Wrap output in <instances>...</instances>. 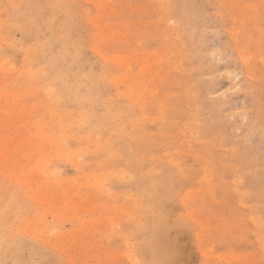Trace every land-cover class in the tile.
I'll return each mask as SVG.
<instances>
[{
  "label": "rangeland",
  "instance_id": "obj_1",
  "mask_svg": "<svg viewBox=\"0 0 264 264\" xmlns=\"http://www.w3.org/2000/svg\"><path fill=\"white\" fill-rule=\"evenodd\" d=\"M0 63V264H264V0H0Z\"/></svg>",
  "mask_w": 264,
  "mask_h": 264
},
{
  "label": "bare ground",
  "instance_id": "obj_2",
  "mask_svg": "<svg viewBox=\"0 0 264 264\" xmlns=\"http://www.w3.org/2000/svg\"><path fill=\"white\" fill-rule=\"evenodd\" d=\"M12 1H13V0H12ZM237 2H238V1H237ZM13 4H14V3H13ZM180 8H181V7H180ZM247 10H248V9H247ZM82 11H84V10H82ZM82 11H81V12H82ZM225 12H226V11H225ZM84 14H85V13H84ZM93 17L96 18L97 16H93ZM97 19H98V18H97ZM97 19H96L95 21H97ZM188 26H189V25H188ZM163 27H164V26H163ZM99 30H100V28H98L97 31H99ZM103 31H104V29H103ZM103 31H102V33H103ZM185 32H186V31H185ZM100 33H101V32H100ZM177 34H178V33H177ZM186 35H187V34H186ZM92 37H93V36H92ZM163 38H164V37H163ZM178 38H179V37H178ZM90 39H91V38H90ZM175 39H176V38H175ZM45 40H46V39H45ZM45 40H44V41H45ZM141 40H142V39H141ZM46 41H47V40H46ZM100 41H101V40H100ZM100 41H99V42H100ZM177 42H178V41H177ZM91 44H92V43H91ZM38 47H39V46H38ZM134 47H135V46H134ZM139 47H140V46H139ZM35 48H36V47H35ZM35 48H34V49H35ZM95 48H96V47H95ZM98 48H99V47H98ZM96 49H97V48H96ZM37 50H38V49H37ZM37 50H36V51H37ZM97 50H98V49H97ZM218 50H219V49H218ZM189 51H190V50H189ZM101 55H102V54H101ZM136 55H137V54H136ZM141 55H142V54H141ZM104 56H105V55H104ZM218 56H219V55H218ZM166 57H167V56H166ZM106 58L108 59L107 56H106ZM122 59H123V58H122ZM260 59H261V58H260ZM260 59H259V60H260ZM262 60H263V59H262ZM105 62H106V61H105ZM110 62H112V61H110ZM106 63H107V62H106ZM108 63H109V62H108ZM0 64H1V63H0ZM104 64H105V63H104ZM255 64H256V63H255ZM260 65H261V64H260ZM258 66H259V65H258ZM4 68H5V67H4ZM4 70H5V69H4ZM4 70H3V71H4ZM6 70H7V69H6ZM6 70H5V71H6ZM62 71H63V70H62ZM38 72H39V71H38ZM24 73L26 74V72H24ZM36 73H37V72H36ZM61 73H62V72H61ZM25 74H24V75H25ZM38 74H40V73H38ZM38 74H37V75H38ZM20 76H21V75H20ZM38 76H39V75H38ZM68 76H69V75H68ZM112 76H113V75H112ZM29 77H31V76H29ZM33 77H35V76L33 75ZM36 77H37V76H36ZM19 78H20V77H19ZM106 78H108V77H106ZM106 78H105V79H106ZM109 78H111V77H109ZM113 78H114V77H113ZM205 78H206V76H205ZM27 79H28V78H27ZM30 79H31V78H30ZM34 79H36V78H34ZM65 79H66V78H65ZM262 79H263V78H262ZM66 80H67V79H66ZM106 80H107V79H106ZM28 81H30V80H28ZM161 81H162V80H161ZM203 81H204V80H203ZM31 82H32V81L28 82L27 84H28V85H31V84L33 83V82H32V83H31ZM39 82H40V81H39ZM62 82H63V81H62ZM29 83H31V84H29ZM35 83H38V82H35ZM85 83H87V82H85ZM63 84H64V82H63ZM28 85H27V86H28ZM33 85H34V83H33ZM33 85H32V86H33ZM197 85H198V84H197ZM34 86H35V85H34ZM46 86H47V85H46ZM1 87H2V86H1ZM43 87H44V86H43ZM43 87H42V89H43ZM34 88H35V87H33V91H34ZM44 88H45V87H44ZM1 89H2V88H1ZM39 89H41V88H39ZM25 90H26V89H25ZM28 90H30L29 87H28ZM28 90H27V91H28ZM126 90H127V89H126ZM33 91H32V92H33ZM41 91H42V90H41ZM43 91H44V89H43ZM45 91H47V89H46ZM30 92H31V90H30ZM128 92H129V91H128ZM207 92H208V91H207ZM33 93H34V92H33ZM37 94H39V93H37ZM48 94H49V93H48ZM24 95H25V94H24ZM28 95H30V93H28ZM32 95H33V94H32ZM35 96H36V95H35ZM49 96H50V95H49ZM27 97H28V96H27ZM76 97H77V96H76ZM76 97H75V98H76ZM50 98H51V96L49 97V99H50ZM212 98H213V97H212ZM195 99H196V98H195ZM59 100H60V99H59ZM200 103H201V102H200ZM42 104H43V103H42ZM52 104H53V103H52ZM49 105H50V104H49ZM56 105H57V104H56V102H55V106H56ZM40 106H41V105H40ZM42 106H43V105H42ZM42 106H41V108H42ZM55 106H54V107H55ZM57 106H58V105H57ZM57 106H56V107H57ZM115 106H116V105H115ZM50 107H52V106H50ZM36 108H37V107H36ZM57 108H58V107H57ZM117 108H118V107H117ZM180 108H181V107H180ZM201 108H202V107H201ZM39 109H40V107H39ZM44 109H45V108H44ZM46 109H47V108H46ZM49 109H50V108H49ZM55 109H56V108H55ZM56 110H57V109H56ZM24 111H25V110L23 109V112H24ZM26 111H27V109H26ZM43 111H44V110H43ZM51 111H52V110H51ZM62 111H63V110H62ZM122 111H124V110H122ZM122 111H121V112H122ZM125 111H126V110H125ZM125 111H124V112H125ZM21 112H22V110H21ZM52 112H53V111H52ZM55 112H56V111H55ZM57 112H59V114H60L61 110H60V111L58 110ZM57 112H56V113H57ZM64 112H65V111H64ZM68 112H69V111H68ZM197 112H198V111H197ZM44 113H45V112H44ZM53 113H54V112H53ZM65 113H66V112H65ZM89 113H90V112H89ZM29 114H30V113H29ZM50 114H51V113H50ZM206 114H207V113H206ZM64 115H65V114H64ZM77 115H78V114H77ZM81 115H82V114H81ZM81 115H80V116H81ZM83 115H85V114L83 113ZM83 115H82V117H83ZM163 115H164V114H163ZM20 116H21V115H20ZM31 116H32V115H31ZM33 116H35V115H33ZM37 116L39 117L38 114H37ZM51 116H52V115H51ZM54 116H56V115L54 114ZM59 116H60V115H59ZM68 116H69V115H68ZM80 116H79V119H80ZM63 117H64V116H63ZM69 117H71V116H69ZM36 118H37V117H36ZM41 118H42V117H41ZM41 118H40V119H41ZM44 118H45V117H44ZM44 118H43V119H44ZM56 118H57V117H56ZM58 118H59V117H58ZM58 118H57V119H58ZM64 118H65V117H64ZM66 118H67V116H66ZM84 118H85V117H84ZM170 118H171V117H170ZM23 119H24V118L22 117V120H23ZM40 119H38V120H40ZM43 119H41V122H43ZM50 119H51V117H50ZM53 119H54V118H53ZM223 119H224V118H223ZM9 120H10V119H9ZM11 120H14V119L11 118ZM38 120H37V121H38ZM55 120H56V119H55ZM55 120H54V121H55ZM63 120H64V119H63ZM66 120H67V119H66ZM72 120H74V119H72ZM83 120H84V119H83ZM15 121H16V120H14V122H15ZM35 121H36V120H35ZM54 121H52V122H54ZM75 121H77V119H76ZM85 121H86V120H85ZM14 122H13V124H14ZM27 122H28V121H27ZM29 122H30V121H29ZM38 122H39V121H38ZM41 122H39V123H41ZM62 122H64V121H62ZM62 122H61V123H62ZM142 122H144V121H142ZM11 123H12V122H11ZM30 123H33V121L30 122ZM34 123L36 124V122H34ZM71 123H72V122H71ZM82 123H84V121H82ZM82 123H81V125H82ZM86 123H87V122H86ZM252 123H253V122H252ZM5 124H6V123H5ZM23 124H25V123H22V125H23ZM28 124H29V123H28ZM44 124H45V123H44ZM44 124H42V126H43ZM47 124H48V123H47ZM62 124H64V123H62ZM191 124H192V123H191ZM14 125H15V124H14ZM33 125H34V124H33ZM65 125H66V124H65ZM177 125H178V124H177ZM6 126H8V125H6ZM11 126H12V125H11ZM11 126H10V127L8 126V127L11 128ZM23 126H24V125H23ZM30 126H32V125H30ZM36 126H38V124H36ZM84 126H85V125H84ZM84 126H83V127H84ZM234 126H235V125H234ZM14 127H16V126H14ZM18 127H20V126H18ZM33 127H34V126H33ZM65 127H66V126H65ZM65 127H64V128H65ZM85 127H86V126H85ZM30 128H31V127H29V129H30ZM36 128H38V127H36ZM47 128H48V127H47ZM57 128H58V127H57ZM69 128H70V127H69ZM74 128H76V127H74ZM74 128H73V129H74ZM80 128H81V127H80ZM6 129H7V128H6ZM19 129H20V128H19ZM27 129H28V127H27ZM65 129H67V127H66ZM71 129H72V128H71ZM237 129H238V128H237ZM4 130H5V129H4ZM39 130H40V129H39ZM63 130H64V129H62V131H63ZM15 131H16V130H15ZM21 131H23V130L21 129ZM28 131H29V130H28ZM50 131H51V130H50ZM67 131H68V130H67ZM68 132H69V131H68ZM68 132H67V133H68ZM93 132H95V130H94ZM233 132H234V131H233ZM233 132H232V133H233ZM16 133H17V132H16ZM30 133H31V132H30ZM38 133H39V132H38ZM58 133H59V132H58ZM58 133H57V134H58ZM204 133H205V132H204ZM11 134H13V133H11ZM27 134H28V133H27ZM27 134H26V137H27ZM52 134H53V132H52ZM91 134H92V133H91ZM94 134H95V133H93V135H94ZM97 134H98V133H97ZM38 135H40V134H38ZM45 135H46V134H44V136H45ZM50 135H51V134H49V136H50ZM59 135H60V134H59ZM72 135H74V134H72ZM24 136H25V135H24ZM24 136H23V137H24ZM51 136L54 137L53 135H51ZM51 136H50V137H51ZM64 136H66V135H64ZM228 136H230V135H228ZM9 137H10V136H9ZM15 137H16V136H15ZM19 137H20V136H19ZM19 137H18L17 139H19ZM23 137H22L21 139H23ZM52 137H51V138H52ZM58 137H59V136H58ZM60 137H61V136H60ZM60 137H59V139H60ZM66 137H67V136H66ZM83 137H84V136H83ZM116 137H117V136H116ZM230 137H231V136H230ZM5 138H6V137H5ZM12 138H13V137H12ZM39 138H40V137H39ZM45 138H46V136H45ZM48 138H49V137H48ZM63 138H64V137H63ZM69 138H70V136H69ZM74 138H75V136H74ZM90 138H92V137H90ZM7 139H8V137H7ZM10 139H11V137H10ZM21 139H19V140H21ZM25 139H26V138H25ZM85 139H86V138H85ZM23 140H24V139H23ZM37 140H38V139H37ZM48 140L52 141L51 139H48ZM48 140H47V141H48ZM56 140H57V139H56ZM61 140H66V138H65V139H61ZM74 140H75V139H74ZM77 140H78V139H77ZM95 140H96V139H95ZM106 140H107V139H106ZM106 140H105L104 142H106ZM108 140H110V139H108ZM8 141H10V140L8 139ZM27 141H28V140H27ZM34 141H35V140H34ZM38 141H39V140H38ZM42 141H43V140H42ZM47 141H46V142H47ZM59 141H60V140H59ZM66 141H67V140H66ZM79 141H80V140H79ZM83 141H84V140H83ZM111 142H112V141H111ZM47 143H48V142H47ZM51 143H52V142H51ZM53 143H54V142H53ZM55 143H56V142H55ZM89 143H90V142H89ZM91 143H92V142H91ZM97 143H98V142H97ZM23 144H24V146L26 145L25 143H23ZM32 144H33V143H32ZM32 144H31V145H32ZM48 144H49V143H48ZM57 144H58V143H57ZM87 144H88V142H87ZM101 144H102V143H101ZM28 145H30V144H27V146H28ZM33 145H34V144H33ZM44 145H45V144H44ZM60 145H61V143H60ZM64 145H65V144H64V142H63V145H62V146H64ZM88 145H89V144H88ZM93 145H94V144H92L91 146L93 147ZM97 145H98V144H97ZM103 145H104V144H103ZM166 145H167V144H166ZM18 146H19V145H18ZM40 146H41V145H40ZM107 146H108V144H107ZM21 147H23V146H21ZM41 147H42V149H43V145H42ZM95 147H96V146H95ZM102 147H103V146H102ZM102 147H101V148H102ZM19 148H20V147H19ZM39 148H40V147H39ZM47 148L50 149L48 146H47ZM47 148H46V149H47ZM57 148H58V146H57ZM63 148H66V147H62L61 149H63ZM83 148H84V147H83ZM23 149H24V148H23ZM66 149H67V148H66ZM66 149H65V150H66ZM78 149H79V148H78ZM97 149H98V148H97ZM110 149H114V148H110ZM144 149H145V148H144ZM195 149H196V148H195ZM20 150L22 151V149H20ZM37 150H38V149H37ZM54 150H55V149H54ZM56 150H59V148L56 149ZM86 150H88V149H86ZM18 151H19V150H18ZM32 151H33V150H32ZM35 151H36V150H35ZM41 151H42V150H41ZM44 151H45V150H44ZM78 151H80V150H78ZM81 151H82V150H81ZM81 151H80V152H81ZM88 151H89V150H88ZM95 151H96V150H95ZM66 152H69V151L66 150ZM75 152H76V151H75ZM86 152H87V151H86ZM105 152H106V151H105ZM109 152H110V150H109ZM29 153H30V152H29ZM54 153H55V152H54ZM56 153H57V152H56ZM11 154H13V153H11ZM15 154H16V153H15ZM36 154H37V153H36ZM40 154L42 155L43 153H40ZM66 154L68 155V153H66ZM116 154H117V153H116ZM43 155H44V154H43ZM48 155H49V154H48ZM114 155H115V154H114ZM30 156H31V155H30ZM58 156H59V155H58ZM72 156H73V155H72ZM111 156H112V155H111ZM9 157H10V156H9ZM25 157H26V156H25ZM34 157H35V155H34ZM40 157H41V156H40ZM42 157H43V156H42ZM62 157H63V156H62ZM43 158H44V157H43ZM107 158H108V157H107ZM44 159H45V158H44ZM63 159H66V156H65V158L63 157ZM12 160H13V158H12ZM31 160H32V159H31ZM37 160H38V159H37ZM47 160H50V158L47 159ZM66 160H67V159H66ZM69 160H70V159H69ZM28 161H29V160H28ZM33 161H34V160H33ZM41 161H43V160H41ZM41 161H40V162L37 161V162H38V163H41V165H42V162H41ZM45 161H46V159H45ZM103 161H104V160H103ZM105 161H106V159H105ZM105 161H104V162H105ZM31 162H32V161H31ZM43 162H44V161H43ZM108 162H110V161H108ZM111 162H112V161H111ZM111 162H110V163H111ZM101 163H102V162H101ZM10 164H12V163H10ZM30 164H31V163H30ZM33 164H34V163H33ZM43 164H45V163H43ZM19 165H20V164H19ZM27 165H28V164H27ZM37 165H38V164H37ZM46 165H47V164H46ZM48 165H49V164H48ZM97 165H98V164H97ZM192 165H193V164H192ZM11 166H12V165H11ZM14 166H15V165H14ZM14 166H13V167H14ZM100 166L102 167V164H101ZM37 167L39 168V166H37ZM14 168H15V167H14ZM14 168H13V170H14ZM27 168H28V167H27ZM34 168H35V165H34ZM38 168H37V170H38ZM99 168H100V167H99ZM32 169H33V168H32ZM43 169H44V168H43ZM43 169H42V170H43ZM241 169H242V168H241ZM45 170H46V169H44V171H45ZM47 170H48V169H47ZM24 171L26 172L25 169H24ZM44 171H43V172H44ZM49 171H50V170H49ZM21 172H22V170H21ZM52 172H53V171H52ZM11 173H12V172H11ZM30 173H31V172H30ZM30 173H29V174H30ZM45 173H46V172H45ZM48 173H49V172H48ZM92 173H93V172H92ZM43 174H44V173H43ZM55 174H56V173H54L53 175H55ZM94 174H96V173H94ZM226 174H227V173H226ZM32 175H33V174H32ZM46 175H47V174H46ZM101 175H102V174H101ZM101 175H100V176H101ZM9 176H10V173H9ZM48 176H50V175H48ZM57 176H58V175H57ZM77 176H78V175H77ZM92 176H93V175H91V177H92ZM104 176H105V175H104ZM15 177H16V176H15ZM51 177H52V176H51ZM54 177H55V176H54ZM54 177H53V178H54ZM88 177H89V176H88ZM93 177H94V176H93ZM10 178H11V177H10ZM17 178H18V177H17ZM53 178H52V179H53ZM55 178H56V177H55ZM74 178H75V177H74ZM101 178H102V177H101ZM166 178H167V177H166ZM12 179H14V178L12 177ZM12 179H11V180H12ZM76 179H77V178H76ZM95 179H97V177H95ZM103 179H104V178H103ZM103 179H102V180H103ZM57 180H58V179H57ZM79 180H80V179H79ZM67 181H68V180H67ZM82 181H83V180H82ZM87 181L89 182L90 180H87ZM98 181H99V179H98ZM103 181H104V180H103ZM208 181H209V180H208ZM95 182H96V180H95ZM208 183H209V182H208ZM82 185H83V184H82ZM224 186H225V185H224ZM42 187H43V185H42ZM33 188H34V187H33ZM72 188H73V186H72ZM31 189H32V188H31ZM36 189H37V188H36ZM40 189H41V187H40ZM101 189H102V188H101ZM29 190H30V189H29ZM66 190H69V189L67 188ZM70 190H71V188H70ZM0 191H1V190H0ZM5 191H7V190H5ZM38 191H39V190H38ZM44 191H45V190H44ZM44 191H43V192H44ZM72 191H73V190H72ZM41 192H42V191H41ZM45 192H46V191H45ZM79 192H80V191H79ZM79 192H78V193H79ZM47 193H48V192H47ZM47 193H46V195H47ZM67 193H68V192H66V195H65V196H67ZM69 193H70V192H69ZM69 193H68V194H69ZM81 193H82V192H81ZM31 194H32V193H31ZM41 195H42V194H41ZM46 195H45V196H46ZM63 195H64V194H63ZM37 196H38V195H37ZM39 196H40V195H39ZM45 196H44V197H45ZM54 196H55V195H54ZM60 196H61V195H60ZM48 197H50V196H48ZM68 197H69V196H68ZM88 197H89V196H88ZM8 198H9V197H8ZM50 198H52V197H50ZM17 199H18V198H17ZM57 199H58V198H57ZM89 199H90V198H89ZM91 199H92V198H91ZM23 200H24V199H23ZM75 200H76V199H75ZM50 204H51V203H50ZM85 204H87V203H85ZM51 205H52V204H51ZM53 205H54V203H53ZM77 205H78V204H77ZM100 205H101V204H100ZM100 205H99V206H100ZM203 205H204V204H203ZM48 206H49V205H48ZM54 206H55V205H54ZM57 206H58V205H57ZM65 206H66V205H65ZM65 206H64V207H65ZM71 206H72V205H71ZM62 207H63V204H62ZM108 208H109V207H108ZM146 208H148V206H146ZM150 208H151V207H150ZM62 209H63V208H62ZM62 209H59V210H62ZM94 209H95V208H94ZM122 209H123V208H122ZM124 209H125V208H124ZM148 209H149V208H148ZM66 210H67V209H66ZM66 210L64 209V211H63V210H62V211H63V212H66ZM96 210H97V209H96ZM49 211H50V210H49ZM55 211H56V209H55ZM57 211H58V210H57ZM82 211H83V210H82ZM93 211H94V210H93ZM147 211H148V210H147ZM149 212H150V211H149ZM51 213H52V212H51ZM67 213H68V211H67ZM147 213H148V212H147ZM158 213H159V212H158ZM53 214H54V213H53ZM57 214H58V213H57ZM64 214H65V213H64ZM149 214H150V213H149ZM152 214H153V213H152ZM155 214H156V213H155ZM30 215H31V214H30ZM75 215H77V214H75ZM150 215H151V214H150ZM158 215H159V214H158ZM44 216H45V215H44ZM44 216H43V217H44ZM68 216H70V214H69ZM154 216H155V215H154ZM156 216H157V215H156ZM203 216H204V215H203ZM25 217H26V216H25ZM60 217H61V216H60ZM130 217H131V216H130ZM260 217H261V216H260ZM48 218H49V217H48ZM79 218H80V217H79ZM13 219H14V218H13ZM120 219H121V218H120ZM92 220H93V219H92ZM40 222H41V221H40ZM93 222H94V221H93ZM155 222H156V221H155ZM50 224H51V223H50ZM143 224H144V223H143ZM257 224H258V223H257ZM111 225H112V224H111ZM96 226H97V225H96ZM92 227H93V226H92ZM94 227H95V225H94ZM99 227H100V226H99ZM11 228H12V227H11ZM11 228H10V229H11ZM83 228H84V227H83ZM110 228H112V227H110ZM160 229H161V228H160ZM89 230H90V229H89ZM75 233H76V232H75ZM86 233H87V232H86ZM37 234H38V233H37ZM194 234H195V233H194ZM1 239H2V238H1ZM105 239H106V238H105ZM0 244H1V243H0ZM0 249H1V248H0ZM3 249H4V248H3ZM110 250H111V249H110ZM138 253H139V252H138ZM125 254H126V253H125ZM130 256H131V255H130ZM130 260H131V259H130ZM134 261H135V260H134ZM128 262H129V261H128Z\"/></svg>",
  "mask_w": 264,
  "mask_h": 264
}]
</instances>
